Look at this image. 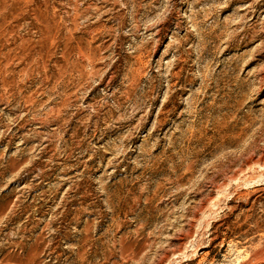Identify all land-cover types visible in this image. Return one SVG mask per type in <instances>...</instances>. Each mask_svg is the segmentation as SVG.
<instances>
[{"label":"rangeland","instance_id":"374dc122","mask_svg":"<svg viewBox=\"0 0 264 264\" xmlns=\"http://www.w3.org/2000/svg\"><path fill=\"white\" fill-rule=\"evenodd\" d=\"M0 264H264V0H0Z\"/></svg>","mask_w":264,"mask_h":264},{"label":"bare ground","instance_id":"6f19581e","mask_svg":"<svg viewBox=\"0 0 264 264\" xmlns=\"http://www.w3.org/2000/svg\"><path fill=\"white\" fill-rule=\"evenodd\" d=\"M37 177H38V175H37Z\"/></svg>","mask_w":264,"mask_h":264}]
</instances>
